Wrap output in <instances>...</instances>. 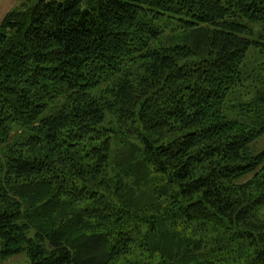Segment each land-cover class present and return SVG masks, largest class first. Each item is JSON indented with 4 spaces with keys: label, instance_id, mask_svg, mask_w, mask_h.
<instances>
[{
    "label": "trees",
    "instance_id": "obj_1",
    "mask_svg": "<svg viewBox=\"0 0 264 264\" xmlns=\"http://www.w3.org/2000/svg\"><path fill=\"white\" fill-rule=\"evenodd\" d=\"M262 135L264 0H21L0 24V259L264 264Z\"/></svg>",
    "mask_w": 264,
    "mask_h": 264
},
{
    "label": "rangeland",
    "instance_id": "obj_2",
    "mask_svg": "<svg viewBox=\"0 0 264 264\" xmlns=\"http://www.w3.org/2000/svg\"><path fill=\"white\" fill-rule=\"evenodd\" d=\"M59 1L61 2L64 0H59ZM20 4H21V0H0V24L8 13L19 9ZM257 61H258L257 64L259 63L261 64L263 62V60L260 59H257ZM249 63L252 64V67H257V64L253 65L252 61H249ZM263 150H264V135L256 139L253 143H251L248 146V152L251 155L259 154ZM251 177L252 175H247L243 177L242 182L251 179ZM134 260H135L134 256H129V257L121 258L115 264H123L126 262H132ZM141 260H144V258L141 257ZM0 264H27V259L23 254H20L9 258H5L3 260L0 259Z\"/></svg>",
    "mask_w": 264,
    "mask_h": 264
}]
</instances>
